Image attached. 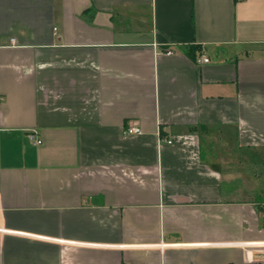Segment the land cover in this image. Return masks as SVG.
Returning <instances> with one entry per match:
<instances>
[{"label": "crops", "instance_id": "1", "mask_svg": "<svg viewBox=\"0 0 264 264\" xmlns=\"http://www.w3.org/2000/svg\"><path fill=\"white\" fill-rule=\"evenodd\" d=\"M259 253L264 0H0V264Z\"/></svg>", "mask_w": 264, "mask_h": 264}, {"label": "built area", "instance_id": "2", "mask_svg": "<svg viewBox=\"0 0 264 264\" xmlns=\"http://www.w3.org/2000/svg\"><path fill=\"white\" fill-rule=\"evenodd\" d=\"M175 53H176L175 49H171L167 52L168 55H175ZM210 62H211L210 58L206 57L205 55L198 58L196 61V63L198 65L208 64ZM142 134H143V129L140 126L138 121H133L128 126H126L123 130V135L125 137H134V136H139ZM30 140L32 141V143H34V145H40V143H41L39 137L34 135V134L30 135ZM164 142L167 145H172L173 139H164ZM258 264H262V262H260Z\"/></svg>", "mask_w": 264, "mask_h": 264}, {"label": "water", "instance_id": "3", "mask_svg": "<svg viewBox=\"0 0 264 264\" xmlns=\"http://www.w3.org/2000/svg\"><path fill=\"white\" fill-rule=\"evenodd\" d=\"M253 259L257 260V261H264V253H259L258 255H255L253 257Z\"/></svg>", "mask_w": 264, "mask_h": 264}]
</instances>
